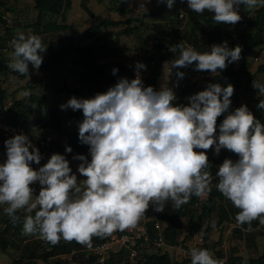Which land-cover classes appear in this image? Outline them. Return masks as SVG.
I'll list each match as a JSON object with an SVG mask.
<instances>
[{"label": "clouds", "instance_id": "clouds-1", "mask_svg": "<svg viewBox=\"0 0 264 264\" xmlns=\"http://www.w3.org/2000/svg\"><path fill=\"white\" fill-rule=\"evenodd\" d=\"M137 11H148L150 0H123ZM171 9L176 0H157ZM183 3L184 0H181ZM187 7L203 14L213 13L216 24L235 25L246 10L264 6V0H186ZM9 68L30 76L29 65L39 71L47 51L40 36L19 32L12 41ZM169 51L176 53L173 68L195 65L196 71L215 76L242 58L241 46L229 48L227 41L200 53L182 42ZM137 62L136 78L120 77L106 92L91 98L73 96L60 109L82 111L78 123L79 141L89 146L91 160L77 154L81 163L73 172L65 155L54 153L41 164L40 149L28 135L16 134L4 141L6 160L0 163V205L13 224L25 213L23 232L51 245L61 239L92 248L93 237L106 238L116 231L138 227L150 206L163 212L165 203L180 209L193 196L211 191L212 166L208 151L218 156L226 149L238 159L225 158L219 165L216 188L239 209L236 222L252 231V222L264 225V123L248 106L230 111L235 93L231 83H209L205 90L187 97V105L177 104L173 88L145 87ZM118 68L112 69L116 76ZM178 79L184 72L176 73ZM178 86V84H177ZM252 87L264 96V83L253 80ZM22 95L27 96V91ZM257 109L264 110V100ZM227 113L222 123L218 118ZM66 152L72 148L66 146ZM39 184V192L32 187ZM247 224V229L243 226ZM213 228L215 223L213 222ZM203 230H201V235ZM191 264H225L207 249L192 248Z\"/></svg>", "mask_w": 264, "mask_h": 264}, {"label": "trees", "instance_id": "trees-1", "mask_svg": "<svg viewBox=\"0 0 264 264\" xmlns=\"http://www.w3.org/2000/svg\"><path fill=\"white\" fill-rule=\"evenodd\" d=\"M8 0H0V22L2 21V16L7 11L14 9L7 5ZM34 1V9L38 13V21L33 26H24V28L17 23L15 26L7 27L8 37L0 36V49L8 48L7 42L14 38V35L17 31L22 29H28L29 27H33L35 33H59V32H67L71 30L70 25L68 24L67 13L72 9V0H33ZM113 2V10L116 13H119L121 16L130 15L133 13L131 9H127L126 6L129 3H124L123 0H112ZM86 11L94 18L93 23L88 28V30L84 34V38L86 39H94L96 38V43L93 46L81 47L74 43L72 39L70 43L67 45L57 48L54 50L53 43H50L47 47L48 54L45 56V53H40L43 57H45V66L43 68L46 73H53L56 69L61 67V65L66 62H72L75 67L71 70V73L80 81V88H71L65 79L62 80V85L57 86L55 88L56 91L62 93H69L72 96L77 98H91L95 96L97 93L106 92V88L118 81V79L122 76H132L131 69L122 62L108 61L104 62L102 59L104 57L110 59H116L121 53V48L119 47H111L108 44V38H110L113 32H108L110 28H118L122 25H125V28L117 32V35H129L135 31H139L140 27L146 26L149 27L148 24L144 21L145 17L153 16L155 13H146L139 18H128L126 20H114L112 18H102L96 16L88 7H85ZM179 8L177 5L176 9ZM244 6L239 8L241 11ZM5 11V12H4ZM163 12V6L159 5L157 7V14ZM189 16V23L192 25V44L195 47L203 48L205 46V42L214 44L216 42L222 43L225 39L226 35L232 41L230 48H235L236 46H241L242 48V58L240 59V66L238 69L234 68V65L231 63L228 65L227 69L222 71L211 78H207L208 83H220L222 86H227V84L231 83L234 85L235 91L239 89L241 86L238 84V79L245 78V80L252 86L253 80L258 81V77L256 74H251L248 70L249 62L248 56L252 49V46L249 43V38L246 33L241 32L235 34V32H231V26L228 24H216L213 19V13L208 12L207 10L201 15L197 14L189 9H187ZM52 15L60 18L61 21L53 20L49 21L46 25H42V17L44 15ZM139 19V20H138ZM205 26L213 27V30L210 32L205 31ZM255 29L254 38L257 39L254 45H263L264 46V6L259 8L256 11V19L253 23ZM157 37V43L154 46L155 50L159 52L157 56H152L147 52L143 58L144 62L147 64L149 69L148 75L145 79V87L153 86L156 90L160 89V83L162 81V72L164 66L173 60V54L171 52L161 54V48H163L166 44L175 43L178 45L181 43L180 41H172V39L176 37H181L180 31L176 32L174 37H168L164 35V28L161 24H153L151 28ZM105 31V32H103ZM104 33V34H102ZM205 33L207 35V39L204 42L199 40V34ZM67 35V34H66ZM207 47V46H206ZM205 47L204 52H208L209 50ZM13 51L14 48L12 47ZM9 61L5 58V55L0 59V120L6 122L8 124L14 126H22L26 129L32 131L31 135H36L37 129L43 130L42 133H51L53 134V139L51 142H47L44 135H37L32 138L36 140L37 147L43 148L46 152L47 158L42 162V165L47 163L48 159L54 153H59L64 155L66 153V146H70L72 148L71 153L66 154V158H71L77 154H82L87 156L89 161L91 160V156L89 154V146L81 144L79 141V129L78 126L71 130H67L63 127L60 117L54 109H51L48 106L47 98L43 95L38 94V89L36 90L35 85H29V95L24 96L21 99H14L9 102V98L6 90L3 88L2 84L4 82L3 77L8 76L9 74L19 77L20 79H27L29 76H21L17 72H13L9 68ZM195 66V65H194ZM118 68L119 72L116 76L112 75V69ZM206 74H211L207 71H202ZM258 73H264V65L259 66ZM35 86V87H34ZM253 88V87H252ZM254 89V88H253ZM256 90V89H255ZM191 91V86L185 87L181 93L179 98L177 99V104L187 105L189 97V92ZM200 91V90H199ZM197 91L196 93H198ZM259 103V102H258ZM257 106V105H256ZM255 106L254 110H252L253 114L264 123V110H259ZM71 115L80 118L83 120L82 111L71 112ZM9 139L8 135L0 132V163L4 162V157H6V148L4 146V141ZM225 158H231L233 160L238 159V157L233 153V155L224 156L222 158H209L212 166L210 168V174L212 180L219 181L216 176V172L218 171V167ZM219 199V201H218ZM224 196L217 189L212 190L211 194L206 199V202H201V197L193 196L189 203L183 205L180 209H176L173 207V204L165 203L164 211L161 212L159 218L154 219L152 221H147L146 225L151 232V236L153 238L157 237V232L154 230V224L159 220L161 224L164 225V237L165 240L169 243H178V237L182 233V227L184 225L183 219L188 217L189 209L192 207L202 206V212L200 215L192 214L190 217V227L195 230H199L202 227V220L204 216H210L214 211H216V207L220 205V216H218V223L222 225L226 222L230 221V214L224 209ZM3 205H0V249L3 252L8 251L11 243L13 241L10 237L6 236L11 232L12 222L7 215L2 212ZM17 215L22 217L21 212H17ZM197 215V216H196ZM21 224L20 220L15 223L16 227H19ZM259 221L252 222V229H256L259 225ZM247 227L248 225L245 224ZM237 228V227H236ZM235 228V229H236ZM247 229V228H245ZM252 231L244 232L242 228H237L235 232L238 234L245 233L246 239H253L256 242L258 238L264 237V225L261 226L260 229ZM207 233V232H206ZM106 238H98L93 237V241L103 242ZM74 241L71 242H59L56 245H50L52 250L49 252H44L43 254H39L37 250L25 248L24 254L22 258L16 260L13 264H38V261L41 258H46L49 256H54L55 252L60 250L62 246L66 248L64 253H70L72 250L76 249V246H80V248H87L83 245H72ZM117 257H121L124 259L126 254H117L112 255V257L108 260L106 264H114L115 259ZM218 259H223L224 255L222 250L217 252ZM217 259V258H216ZM122 260V259H120ZM141 264H189L191 260H184L183 262H172L169 254L167 252H157L152 255H146L138 260ZM126 264H129L126 262ZM225 264H264V249L262 253L257 258H244L238 254V250L233 248L231 251V255L225 260Z\"/></svg>", "mask_w": 264, "mask_h": 264}, {"label": "rangeland", "instance_id": "rangeland-1", "mask_svg": "<svg viewBox=\"0 0 264 264\" xmlns=\"http://www.w3.org/2000/svg\"><path fill=\"white\" fill-rule=\"evenodd\" d=\"M7 5L9 7L14 9V12L10 11H4L5 16H9L11 19V25L15 26L17 23H19L23 28L24 26H33L38 21V13L34 9V1L33 0H8ZM159 5L163 6V12L160 14H157V7ZM177 5L179 8L176 9ZM113 2L112 0H72V9L67 13V19L68 24L71 27L70 31L65 32H59V33H41L37 34L34 31L33 27H29L28 29H22L20 31H17L14 35V38L18 35L19 32L24 33L25 35L28 34H35L41 37L42 43L45 47H48L50 43H53L54 50L57 48L63 47L71 42V40H74V43H76L78 46L86 47V46H93L96 43V38L94 39H86L84 38L85 32L88 30V28L93 23L94 18L86 11L85 7H88L96 16L102 17V18H112L114 20H126L130 17L132 18H139L142 17L143 14L146 13H155L153 16H147L145 17L144 21L146 24H148L149 27L143 26L140 27L139 31H135L132 34L129 35H117V32L125 28V25H122L118 28H110L107 30L108 32H113L114 35H112L110 38H108V44L111 47H119L121 48V53L116 59H110L104 57L102 61L108 62V61H115V62H122L126 64L132 71V76H122L127 77L130 80L136 78V71H135V65L137 62H143L146 64L143 60L145 54L147 52H153L150 53L152 56H157L159 52L155 50L154 46L157 43V35L156 33L151 29L153 27V24H161L164 28V35L168 37H174L176 32L180 31L181 37H176L172 39V41H180L185 46H191L193 47L197 52L204 53L205 47L210 51V48L212 45L215 44H223L220 42H216L214 44H210L205 42V46L203 48L195 47L191 42L193 40L192 35V25L189 23V16L187 9V2L184 0L182 3L181 0H176V3L174 6L169 9L166 5V3H158L157 0H150L149 3H147L146 7L148 11H137L139 4L133 3L131 6H126L127 9H131L133 11L132 14L121 16L119 13H116L113 8ZM262 7V6H261ZM257 7L254 9H248L246 10L245 7L239 11V15L242 17L239 23L231 26V32H235V34L244 32L249 38V43L252 46V49L248 56V62L249 67L248 70L251 74H256L258 77V81L261 83H264V73H258V68L261 65H264V46L263 45H254L255 41L257 39L254 38L255 36V29L253 26V23L256 19V11L261 8ZM190 10V9H189ZM184 13V17L181 18L180 14ZM3 15V16H4ZM61 21L60 18L52 15H44L42 17V25H46L49 21ZM139 20V19H138ZM205 31L210 32L213 30V27L205 26ZM105 32V31H103ZM8 31L7 29L1 30V35L7 36ZM67 34V35H66ZM104 34V33H102ZM199 40L201 42L206 41L207 35L205 33L199 34ZM13 38V39H14ZM12 40H9L7 42V52L5 54V58L10 62L11 61V53L13 52L12 49ZM227 40V45L230 48L232 41L230 38L226 35L225 39ZM1 42V41H0ZM180 44V43H179ZM176 45L175 43H169L166 44L163 48H161V54H165L169 51V49ZM48 50V48H47ZM45 56L48 54V52H44ZM173 60L177 58V54L173 53ZM172 60V61H173ZM172 61L167 63L164 66L163 72H162V81L160 83V88L162 86L171 87L174 89L177 95V99L180 96L181 91L188 86H191V91L189 92V97L196 94L197 91H199L200 86H208V79L202 77L203 74H205L202 71H196L195 66H189L187 68H177L176 70H173L170 72V69H172ZM234 65V68L238 69L240 66V61L232 63ZM147 65V64H146ZM45 66V57H43V63L37 72L32 68V65H29L30 69V76L27 79H20L19 77L13 76L9 74L6 77H3L4 82L2 84L3 88L6 90L9 102L12 103L14 99H21L24 97L22 95L23 92L29 91V85H35L38 89V94L43 95L47 98L48 106L51 109H54L58 116L60 117L61 123L63 127L67 130H71L78 126V123L81 122L80 118L75 117L71 115L72 110L68 109L67 111H63L60 109V105L66 103L70 98L73 96L69 93H62L55 90L57 86L62 85V80L65 79L67 84L71 88H80V81L77 79L72 73L71 70L75 67V65L70 62L66 61L64 62L61 67L56 69L53 73H46L44 72L43 68ZM149 69L147 67V70H141V78L146 79L148 75ZM177 72H184L185 76L182 79H178L176 73ZM221 72H218L219 74ZM213 75L210 74L209 77L211 78ZM178 84V86H177ZM238 84H240V88L237 89L233 95L232 99V105L230 107V111H234L236 108L247 105L249 110H254L255 106L260 102V100H264V96H259L257 94V90L253 89L252 86L245 80V78L238 79ZM32 85V86H33ZM34 86V87H35ZM113 86V85H112ZM109 86L106 88V91L112 87ZM201 91V90H200ZM227 113L222 115L218 118V125L222 123L223 119ZM43 130H38L36 132V135L38 133L39 136L44 135L54 137L51 133H42ZM37 135V137H38ZM67 152L64 154L66 156ZM209 158H222L224 156L233 155V153L229 152L228 150L224 149L221 151V153L217 156L213 150L208 151ZM74 157V156H73ZM73 157L67 158L70 161V166L73 169V172L78 175L79 179H85L84 177L79 176L77 173L78 165L81 163L78 160H74ZM219 182V181H218ZM217 181L211 180V183L209 187L211 188V191L208 192L205 196L201 197V202H206V199L211 194L212 190L217 189L216 185L218 184ZM32 187L36 189V194L39 192V184H35ZM219 201V199H218ZM167 204H173L171 200L167 201ZM224 209L226 212L230 214V221L226 222L222 225H219L218 223V216H220V205L216 207V211H214L210 216H204L202 220V227L199 230H195L194 228L190 227V217L192 214L200 215L202 212V206L198 207H192L189 209L188 217L183 219L184 225L182 227V233L178 237V243H169L166 242L169 246V250L167 253L169 254L172 262H183L184 260H191L189 251L192 248H200V249H207L213 254L214 258H217V252L222 250V253L224 255V258L222 260H226L230 255L233 248H236L238 250V254L244 258H257L260 253H262L264 249V237L258 238L255 246V242L253 239H246L244 236L247 232L244 230L243 234H238L235 232L237 228H241V226L237 225L236 222V214L239 212V209L234 207L231 201H229L227 198L224 197ZM7 207V205H3V208ZM23 215L20 217V226L16 227L15 224L12 223L11 225V233L6 234V236L10 237L13 243H11L10 247L8 248V251L3 252L0 249V264H13L16 260L22 258L24 254L25 248L35 249L39 254H43L44 252H50L52 248L50 245H48L46 241L41 240L35 236H29L25 235L23 232V221L25 213L21 210L19 211ZM161 212H156L154 208L150 206L148 211L145 213L144 217L141 219V221L144 220H154L159 218V215ZM196 215V216H197ZM19 216V215H18ZM159 221V220H158ZM213 222L215 223V227L213 228ZM237 227V228H236ZM236 228V229H235ZM243 228H247L246 225L243 226ZM254 229V228H253ZM201 230H203V234L201 235ZM207 232V233H206ZM203 236L205 239L204 244L199 243V237ZM60 242H68L64 241L63 239L60 240ZM72 245H81L74 241ZM76 249H80V246H76ZM64 250L66 248L62 246L60 250L55 252L54 256H49L47 259L41 258L38 261V264H69L67 260V253H64ZM153 252L157 253L156 250H152ZM122 259V260H120ZM114 264H126V259L117 257L115 259ZM191 264V262L189 263Z\"/></svg>", "mask_w": 264, "mask_h": 264}, {"label": "built area", "instance_id": "built-area-1", "mask_svg": "<svg viewBox=\"0 0 264 264\" xmlns=\"http://www.w3.org/2000/svg\"><path fill=\"white\" fill-rule=\"evenodd\" d=\"M180 17H184V13L180 14ZM11 25V19L9 16H2V21L0 22V36L1 30H5ZM7 48L0 49V59L6 54ZM177 68L170 69V72L176 70ZM210 74H203L202 77L209 78ZM145 85V79H143ZM207 87L200 86L199 89L205 90ZM0 132L8 135L9 138L16 134L28 135L32 142L37 146L36 140L34 139L36 135H31L32 131L26 129L22 126H14L3 122L0 120ZM34 137V138H32ZM46 141L49 143L52 141V137L45 136ZM43 156L40 165L33 163V167L38 169L42 166V162L46 160L47 155L43 148H39ZM7 156L4 157V161ZM149 220H144L139 222L138 227L131 230H125L123 232L116 231L111 236L106 237L103 242L93 241L92 248H80L74 249L70 253H67V260L69 264H106L112 255L126 254V262L129 264H141L138 260L146 255H152L156 250L157 252H167L169 246L164 237V225L161 222L156 221L154 224V230L157 232V237L153 238L151 232L149 231L146 222ZM152 221V220H150ZM205 239L203 236L199 237V243L204 244Z\"/></svg>", "mask_w": 264, "mask_h": 264}, {"label": "crops", "instance_id": "crops-1", "mask_svg": "<svg viewBox=\"0 0 264 264\" xmlns=\"http://www.w3.org/2000/svg\"><path fill=\"white\" fill-rule=\"evenodd\" d=\"M261 226H262V225L259 224V225L256 227V229H254V230L260 229ZM260 254H261V253H260ZM260 254H259V255H260Z\"/></svg>", "mask_w": 264, "mask_h": 264}]
</instances>
